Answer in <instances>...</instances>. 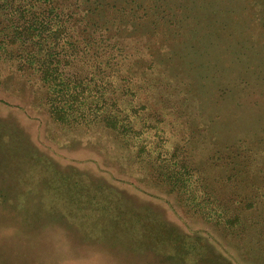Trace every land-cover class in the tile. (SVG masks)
<instances>
[{
  "label": "trees",
  "instance_id": "1",
  "mask_svg": "<svg viewBox=\"0 0 264 264\" xmlns=\"http://www.w3.org/2000/svg\"><path fill=\"white\" fill-rule=\"evenodd\" d=\"M245 7L264 29V0H246ZM191 15L184 0H0V86L8 72L24 78L56 130L107 133L127 170L172 194L184 214L264 264V136L213 148L199 165L192 156L199 131L189 127V118L180 120L192 81L177 71L173 80L165 65L174 60H158L192 46L201 54L202 39L219 37L214 28L198 26L216 21L217 12ZM222 50L224 65L258 62L251 44L225 42ZM28 173H8L3 194L20 233L25 229L17 218L26 226L32 217L63 218L83 232L90 257L102 255V264H161L164 257L174 264H231L217 260L201 237L181 239L175 226L162 228L145 211L122 206L102 181L63 172V186L52 189L39 183L45 178L33 180ZM223 184L231 190L223 191ZM15 255L9 261L0 255V264H20Z\"/></svg>",
  "mask_w": 264,
  "mask_h": 264
},
{
  "label": "rangeland",
  "instance_id": "2",
  "mask_svg": "<svg viewBox=\"0 0 264 264\" xmlns=\"http://www.w3.org/2000/svg\"><path fill=\"white\" fill-rule=\"evenodd\" d=\"M184 1L188 4V11L193 14L191 16L210 18L213 12H217L216 21L201 20L198 26L202 29L214 28L219 37L202 39L198 44L203 50L201 54L195 55L192 46L186 47L184 51L177 49L176 54L170 57L160 55L163 58L159 57L158 60H174H171L173 63L165 65L172 74L170 76H174L173 80L177 79V71L178 76L192 81L190 103L180 120L189 118L192 123L189 127L195 132L199 131L196 138L203 141L196 143L192 156L199 165H204L205 156L213 148L232 144L242 136H264V29L248 16L246 0ZM190 21L191 25L195 23ZM219 28H224L226 32L221 30L222 33H218ZM225 42L231 47L241 42L253 45L259 53L256 54L258 62L229 60L224 65L227 56L223 53L222 45ZM220 69L221 71H218ZM244 79L249 81L247 86L241 81ZM5 80V84L0 86L2 257L9 261L18 253L16 260L20 264H102L101 260L106 262L100 254L94 260L90 257L91 249L84 246L83 232L72 221H64L63 218L52 220L46 217H32L27 219L30 224L26 226L17 218L15 223L25 229L24 233L12 227L11 218L14 219V211L9 204L3 203V194L7 190L8 173L14 174L21 168L26 173L29 172L28 174L32 172L33 180L45 178L39 183L52 189L55 185L63 186V172L86 180L91 178L102 181L122 206H133L145 211L147 216L162 228L163 223L166 226H175L181 239L193 240L201 237L200 242L206 246V250L218 255L217 260L228 259L231 264H261L262 261L258 262L255 254L251 257L241 254L236 244L221 238L208 223L184 214L176 207L172 194L166 193L159 186L148 184L145 177L127 170L124 161L115 157L117 141H113L107 133L102 130H56L44 108L38 105L33 86L12 72L6 73ZM178 86L181 87L180 83ZM226 87H231V90ZM182 88L187 86L182 85ZM262 142L264 137L260 144ZM108 145H111L112 149H109ZM260 148H264V145ZM206 169L208 174L217 172L213 168ZM17 182L26 183L27 178ZM222 188L226 192L231 190L227 184H223ZM173 204L175 208H172ZM165 249L166 245L161 248L162 253ZM87 257H90V260ZM1 260L0 258V263ZM172 262L173 260L164 257L161 264H174Z\"/></svg>",
  "mask_w": 264,
  "mask_h": 264
}]
</instances>
